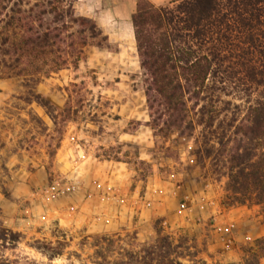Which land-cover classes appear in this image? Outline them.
<instances>
[{
    "label": "rangeland",
    "instance_id": "rangeland-1",
    "mask_svg": "<svg viewBox=\"0 0 264 264\" xmlns=\"http://www.w3.org/2000/svg\"><path fill=\"white\" fill-rule=\"evenodd\" d=\"M114 2L78 0L75 12L116 27L118 42L89 46L77 64L48 66L38 80L0 78V224L20 235L0 254L158 264L157 241L168 236L170 258L245 264L243 249L264 235V206L228 204L225 170L205 154L201 127L155 135L127 9ZM42 244L59 255L49 259Z\"/></svg>",
    "mask_w": 264,
    "mask_h": 264
},
{
    "label": "trees",
    "instance_id": "trees-1",
    "mask_svg": "<svg viewBox=\"0 0 264 264\" xmlns=\"http://www.w3.org/2000/svg\"><path fill=\"white\" fill-rule=\"evenodd\" d=\"M76 2L0 0V78L38 80L48 66L77 64L89 46L109 48L97 23L76 14ZM130 20L155 135L201 127L205 154L225 170L228 204L264 206V0H136ZM37 102L51 115L48 101ZM19 239L0 224L2 246ZM171 244L168 236L157 241L158 264H187L180 254L169 257ZM35 248L49 259L59 255L46 244ZM243 259L264 261V235L243 249ZM0 264L35 263L0 254Z\"/></svg>",
    "mask_w": 264,
    "mask_h": 264
},
{
    "label": "crops",
    "instance_id": "crops-1",
    "mask_svg": "<svg viewBox=\"0 0 264 264\" xmlns=\"http://www.w3.org/2000/svg\"><path fill=\"white\" fill-rule=\"evenodd\" d=\"M148 1L151 2L155 6H161V5L167 4L170 0H148ZM114 3L115 4H113V5L115 7H119L120 5L123 4L124 7H125V9H127V15H125V22H126L127 25L129 24V35L131 37L132 42L135 43L134 36H133V28H132L130 16L134 12V10H135L136 0H115ZM114 20H116V19H114ZM94 21L101 28V30L103 31V33L105 35H107L109 41L115 39V41L118 42L117 36H116V34L118 32L117 33L115 32L116 27H114L110 23L102 22L99 18L98 19L95 18Z\"/></svg>",
    "mask_w": 264,
    "mask_h": 264
}]
</instances>
